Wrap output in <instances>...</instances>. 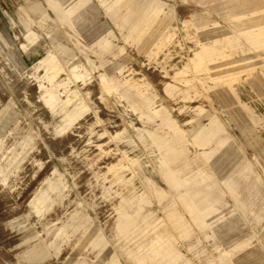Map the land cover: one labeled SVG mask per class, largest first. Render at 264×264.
Segmentation results:
<instances>
[{
    "label": "rangeland",
    "instance_id": "374dc122",
    "mask_svg": "<svg viewBox=\"0 0 264 264\" xmlns=\"http://www.w3.org/2000/svg\"><path fill=\"white\" fill-rule=\"evenodd\" d=\"M227 1L0 0V264H136L157 230L171 264H264V45L198 65L209 31L239 35Z\"/></svg>",
    "mask_w": 264,
    "mask_h": 264
},
{
    "label": "bare ground",
    "instance_id": "6f19581e",
    "mask_svg": "<svg viewBox=\"0 0 264 264\" xmlns=\"http://www.w3.org/2000/svg\"><path fill=\"white\" fill-rule=\"evenodd\" d=\"M226 5L230 6L232 11L241 13L240 18H243V20L236 24L237 31L234 32L235 34L239 35H236V38H232L231 34L233 33L228 31L223 32V35L221 36L218 35L220 32H207L210 36L214 35L215 37H213V39L210 41L203 42L200 46L198 65L203 69L206 68V60H212L218 58L219 55H224L225 52L229 51L228 48H236V41L238 40L239 36H245V38H247L254 45H264V0H228ZM238 9L240 11H237ZM223 39L227 41L221 43ZM55 65L56 62H53V64L50 66V69L47 71L49 79H52L58 72ZM45 98L46 102L48 101L51 108L55 107V105L58 103L53 91L47 92ZM209 131L210 130L204 132L207 134ZM201 140L199 139L198 141L200 142ZM174 155V153H171L168 157L169 160H173ZM163 176L166 180L172 183V186L179 182L176 178L175 170L170 166H165ZM58 183L59 181L52 182V190L58 189ZM229 187L231 190H234L233 186L230 185ZM145 201H148V198L143 194H139L138 200L135 203V207L131 212L127 211L126 209H119L117 228L120 233L126 234L129 231L135 229L138 211L142 208L141 202ZM42 202H45V200ZM189 202V199L186 197V200L184 201L186 211L191 214L192 219L198 226H204L205 220L203 219V216L207 214L208 211H204L203 213L198 211L194 212L189 206ZM169 215L171 226L177 229L180 235L185 236L189 234V226L183 219V214L178 209H171L169 211ZM145 217L146 216H143L142 219H145ZM175 238V235L171 231H154L153 234L144 242V249L142 252L135 253L134 256L132 255L134 262L136 264H146L148 262H153L154 264H171L177 262L182 255L174 245ZM224 254L226 253H223V255L221 254L219 256L220 264H234L233 261H231L230 258ZM181 264L187 263L182 262ZM208 264L214 263L210 262ZM244 264L252 263L247 260L244 262Z\"/></svg>",
    "mask_w": 264,
    "mask_h": 264
}]
</instances>
